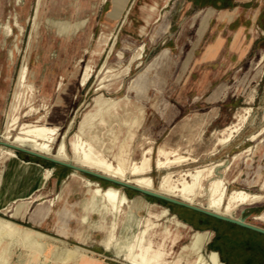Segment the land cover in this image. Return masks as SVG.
Listing matches in <instances>:
<instances>
[{
  "label": "rangeland",
  "instance_id": "rangeland-1",
  "mask_svg": "<svg viewBox=\"0 0 264 264\" xmlns=\"http://www.w3.org/2000/svg\"><path fill=\"white\" fill-rule=\"evenodd\" d=\"M251 3L243 17L252 16L260 7L264 10V0H253ZM208 7L216 8L209 0H128L117 18L113 16V0H0V140L3 141L1 134L6 113L13 100L21 66L26 62L30 69L29 79L34 83L35 97H25L19 124L34 122L48 127L58 126L55 149L65 134L69 145L86 113L95 111L96 100L104 95L116 101L120 99L117 111L122 119H139L133 126L135 136L131 141V160L140 161L143 152L152 148L153 169L147 174L153 177L156 185L168 172H173L174 179H178L189 171L222 163L216 167L213 176L224 175L230 183V190L261 192L264 182V132L255 139L252 136L264 128V11L254 26V32L263 37L259 43L261 50L242 63L233 77L224 80L226 93L216 102L212 100V93L218 86L213 85L201 92L195 85L199 78L196 64L203 46L209 40V29L216 27L218 22L219 27H226V21L218 13L213 15L210 25L208 22L205 25L207 19L204 15ZM49 18H54L56 23L48 22ZM82 19H86L85 24L78 33L73 34V29L75 31L77 27L73 24ZM6 27H9V33ZM102 34L109 38L105 45L98 47ZM11 50L13 58L9 55ZM138 52L142 57L133 59ZM88 64L93 71L87 83L83 84ZM104 64L107 68L102 72ZM108 68H112V75L105 80L106 86L99 88L104 85L101 81ZM31 105L38 107L39 113L26 117ZM140 108L144 110V116ZM246 109L248 118L240 132L229 143L216 144L221 130L236 121L239 113H246ZM95 125L106 142L110 143L106 134L110 126L99 124V120ZM19 127L13 131V135L19 132ZM128 128L123 126L121 129L114 121V129H121V140L127 136ZM242 141H245L244 148H250L247 152L249 155H243L232 170L225 171L229 164L225 146ZM160 146L178 149L188 160L159 169L156 161ZM23 148L29 149L28 146ZM244 148L237 149L234 155ZM15 151L20 160L37 161L44 168L52 167V182L56 181L58 190L45 200L37 201L34 197L29 201L21 199L10 205V210L0 211V216L45 233L41 253L50 261H56L54 264L60 263L57 260L66 249L73 251L74 258L78 260L87 255L96 261L95 264H128L124 255L118 256L115 249L106 250L104 242L114 215L109 213L104 217L101 212L84 208V202L91 198L92 190L79 175L99 183L103 188L109 185L121 188L130 199L140 204V207L133 209L139 219L148 216V202L153 204L151 208L156 212L167 207L169 216L160 222L171 225L174 235L177 234L176 225L168 220L171 215L175 214L187 223L188 227L181 230L176 246L168 241V260L177 258L182 247L190 243L195 230L210 231L205 252L216 250L222 257L224 252L216 245L213 227L191 223L192 215L194 220L197 219L194 212ZM254 155L256 157L248 161ZM107 156L116 163L112 153ZM9 161H0V174L6 172ZM241 173L243 175L236 180ZM186 177L191 179L190 176ZM208 185L205 181V186ZM200 200L206 203L207 195ZM28 205L35 211L34 216L30 219L17 217L18 212H24V207ZM88 212L89 221L83 220V215ZM262 212L264 200L241 207L236 215L264 227L263 221L255 219ZM124 220L125 217H121L117 230L121 237L124 236ZM136 224V221H132L129 235L133 231L138 232ZM224 226L252 243L264 242L263 234L242 227ZM11 256V264H23L22 261L28 264L31 254L26 253L24 242L19 240L12 246ZM229 264H236V261L231 258Z\"/></svg>",
  "mask_w": 264,
  "mask_h": 264
},
{
  "label": "bare ground",
  "instance_id": "bare-ground-1",
  "mask_svg": "<svg viewBox=\"0 0 264 264\" xmlns=\"http://www.w3.org/2000/svg\"><path fill=\"white\" fill-rule=\"evenodd\" d=\"M127 1L128 0H113L115 5L113 16L119 17L121 15ZM225 16L226 15L222 14L221 18ZM227 17H229V15H227ZM232 17L233 16L230 15L229 18ZM48 22L56 23L54 18H49ZM85 22L86 19H82L76 24H73L75 26L77 25L76 30L74 31L73 29V34L78 33ZM207 22L208 20L205 25ZM34 25L36 27L37 22H35ZM8 28L7 33L10 31ZM108 38L109 36L102 34L98 40V47L105 45ZM113 46L114 45H112L110 51H112ZM9 55L13 58L12 50L9 52ZM141 57V53L138 52L134 55L133 59ZM129 67L130 66H128L127 70H129ZM106 68L107 67L104 64L101 69L102 72ZM29 71V66L25 62L21 66L17 85L14 90L13 100L6 113L7 119L4 125V130L1 134L3 141H0L22 148L28 146L30 150L41 154L52 155L59 160L73 162L83 168L135 184L144 189L153 190L183 200L189 204L200 206L219 214L233 218L242 217L245 221H247L245 217L236 215L238 210L245 205H253L263 202L264 182L261 186V192H250L244 189L230 190V183L224 175L213 176L216 167L223 165L222 163L189 171L178 179H174L173 172H168L162 176L161 180L156 185L153 177L147 174L153 169L151 156L153 151L152 148L143 152L140 161L131 160L130 147L131 141L135 136L133 126L139 122V119L135 118L133 121H129L120 117L121 114L117 111V105L120 99L116 101L111 98H106L104 95H100L96 100L97 109L86 113L80 122L78 131L69 140V145L66 142L65 134L63 140L55 149L54 144L57 143V134L59 132L58 126L48 127L34 122H24L23 124H19L21 122L20 114L24 105L25 97L28 95H30L31 98L35 97L33 92L35 91L34 83L29 79ZM92 71V66L88 64L82 79L83 84L87 83ZM112 71V68H108L101 81L104 85L99 88H104L106 86L105 80L112 75ZM104 105L106 106L103 107ZM33 113H39V108L31 105L25 116H31ZM140 113L142 115L144 113L142 108H140ZM247 113L248 109H246V113H239L236 121L225 126L221 130V135L217 138L216 144L229 143L236 133L240 132L242 129V126L248 118ZM97 120H99V124L101 125L110 126L106 133L109 136L108 140L110 143H107L106 138L99 133L100 130L97 129V125H95ZM114 121H117L121 129L123 126H129L127 136L123 140L120 139L121 129L119 131L114 129ZM17 126H20L19 132L13 135V131ZM263 132L264 128L255 133L252 136V139L257 138V136ZM116 148L117 151L115 152ZM249 150L250 148L244 152ZM109 153H112L116 163L108 158L107 155H109ZM158 153L159 157L157 156L158 159L156 164L159 169L170 168L174 164L177 165L188 160L178 149H167L165 146H160ZM243 155V152L236 153L234 155L235 161L233 165H230L229 163L225 171L234 167ZM4 159L10 160L9 164L6 166V168H8V173L19 174V178L29 177L30 175L32 176V174H35L39 169L41 176L43 177L42 185L47 182L54 172L52 167L43 168L40 165L20 160L18 154L13 148L0 143V161ZM250 160H253L252 157L248 158V161ZM72 174L76 175L75 173ZM132 175H136V177H131ZM186 176H190L191 179H188ZM240 176L238 175L235 179L238 180ZM79 177L85 182L86 186L90 187L92 190V196L90 199H86L84 202V208H87V210L92 208L93 211L101 212L104 217H107L109 213L114 215V220L108 230L104 242L106 250L115 249L118 256L124 255L128 264H227L218 251L212 250L208 253L205 252V244L210 238V231L207 230H195L190 243L185 244L182 247L177 258L168 260L170 254V251L166 248L168 241H171L173 246H176L180 241L179 237L181 230L188 227L187 223L177 218L175 214L171 215L170 213L171 216L168 220L176 225L175 230L177 231V234L174 235L171 225L160 222L163 218L169 216V209L167 207H163L160 212H156L151 208L153 204L148 202L146 205L148 216L144 219H139L136 217V213H134L133 209L135 207H140V204L137 202L135 203V201L130 199L126 192L121 188L113 185L103 188L99 183L94 182L83 175H79ZM2 181L3 175L0 174V189ZM205 181L209 183L208 187L205 186ZM204 195H207L206 203H203L200 200ZM33 197L37 199L40 195L37 194ZM14 202L17 203L18 200H15ZM89 217L90 215L88 212L86 215H83V220L89 221ZM121 217H125V220L122 221L125 237H121L117 233ZM255 219L264 222V212L256 215ZM132 221L137 222L136 225L138 226V232L133 231V233L129 235ZM45 237L46 234L43 232H38L33 228L23 226L6 217L0 216V264H11L12 246L19 240L24 242L26 253L30 252L31 254L28 259V264H54L56 261H50L41 253V247L44 244ZM74 255L75 253L73 251L66 249L64 255L57 261H60L61 264L96 263V261L90 256L84 255L78 260L74 258ZM22 263L25 264L27 262L22 261Z\"/></svg>",
  "mask_w": 264,
  "mask_h": 264
},
{
  "label": "crops",
  "instance_id": "crops-1",
  "mask_svg": "<svg viewBox=\"0 0 264 264\" xmlns=\"http://www.w3.org/2000/svg\"><path fill=\"white\" fill-rule=\"evenodd\" d=\"M225 1L226 4L219 9L208 7L205 10L204 18L208 20V25L212 23L213 17L218 13L220 17L222 14L226 15L223 17L226 21V27H219L220 22H218L216 27H211L209 29V40L203 46L196 64L199 70V78L197 82H195V85L201 92L209 90L213 85L218 86L212 93V100L216 102L221 100L224 93H226L224 80H226V78L233 77L236 71L241 67L242 63H244L252 54L261 50L259 43L260 41H263V37L254 32V26L259 21L262 11H264L263 7H260V9L256 13L252 14V16L249 15L243 17V15L248 11L246 8L252 4L251 2L253 0ZM227 15H229V17L230 15L233 17L229 18ZM251 26L252 29L250 28ZM230 145L231 146H225L226 150L224 152L226 157H228L226 160H228L230 165H233L235 161L234 153L237 149L244 148L245 141ZM247 149L248 147L242 149L241 151L244 153V156L249 155L247 154L248 151L244 152ZM255 157L256 156L254 155L252 159ZM42 160L51 162L46 159ZM27 162L43 167V165L37 161ZM230 170H232V168ZM238 175L242 176L243 173ZM18 176L19 174H9L8 168H6V172L3 174V181L0 189V211L5 209L10 210L9 206L15 203V200H28L37 194L40 195V197L36 199L37 201L39 199L45 200L47 197L56 194L58 190L56 181L52 182L53 175L44 185H42L43 177L41 176L39 169L35 174H32V176H24L25 178H19ZM23 210L24 212L22 210L18 212L19 216L17 217L20 219L23 217V219H25V217L30 219L31 216H34L35 214L31 205L25 206Z\"/></svg>",
  "mask_w": 264,
  "mask_h": 264
},
{
  "label": "water",
  "instance_id": "water-1",
  "mask_svg": "<svg viewBox=\"0 0 264 264\" xmlns=\"http://www.w3.org/2000/svg\"><path fill=\"white\" fill-rule=\"evenodd\" d=\"M0 143L5 145V146L11 147L17 151H22V152L28 153V154L36 156L40 159L49 160L55 164L62 165V166L71 168L72 170L82 172L84 174L91 175V176L100 178L102 180H106V181L115 183L117 185H120V186L129 188V189L141 192L142 194L164 200V201L169 202L171 204H175V205L181 206V207H183L189 211H192L197 216L196 220H194L195 218L193 217V215L190 218L194 224L212 226L214 231L217 232L216 239H215L216 245L219 241L224 240V243H222L223 246L226 245L227 247L233 248L235 245V246L239 247L240 249L244 248L247 251H252L253 250L252 245L256 244V243H252L249 239H244L242 242H237V241H233L228 235H222V231L225 229L224 224H227L229 227H232V228L235 226L246 228L248 230H251V231H254V232H257V233L264 235V227L263 226H259L257 224L247 222L242 217L241 218H233L230 216L219 214V213L207 210L203 207L196 206L193 204H189L183 200L173 198V197L161 194V193L153 191V190L144 189V188H141L135 184L128 183V182H125L122 180H118L116 178H112L110 176L101 174L99 172H95L93 170L83 168L81 166L74 164L73 162L62 161V160H59L57 158L41 154L39 152L30 150V149H26V148H22L19 146H15V145L5 143L2 141H0ZM223 246H222V248H223ZM258 247H260V246H258ZM262 255L264 256V252L262 253ZM227 264H229V263H227Z\"/></svg>",
  "mask_w": 264,
  "mask_h": 264
},
{
  "label": "flooded vegetation",
  "instance_id": "flooded-vegetation-1",
  "mask_svg": "<svg viewBox=\"0 0 264 264\" xmlns=\"http://www.w3.org/2000/svg\"><path fill=\"white\" fill-rule=\"evenodd\" d=\"M235 232L233 230H227L224 229L222 231L223 235H228L231 239L237 241V242H242L244 239H248L246 237H243L242 235H237L234 236ZM217 235V232H215V237ZM254 245V246H253ZM252 245V251H247L244 248L242 249H234L227 247L226 245L221 247L220 250L221 252L227 253V255L234 259L236 261V264H264V256L262 253L264 252V242L262 243H256ZM260 247H258V246Z\"/></svg>",
  "mask_w": 264,
  "mask_h": 264
},
{
  "label": "trees",
  "instance_id": "trees-1",
  "mask_svg": "<svg viewBox=\"0 0 264 264\" xmlns=\"http://www.w3.org/2000/svg\"><path fill=\"white\" fill-rule=\"evenodd\" d=\"M209 2H210V4H212L213 6H215L216 8H221L222 6H224L225 4H226V1L225 0H209ZM218 2H221V4L219 5L218 4ZM40 159V158H39ZM109 182V181H108ZM112 183V182H111ZM112 184H115V183H112ZM115 185H117V184H115ZM117 186H120V185H117ZM151 197V196H150ZM152 198H154V199H157V200H159V201H163V202H165V203H169V202H166V201H164V200H161V199H158V198H155V197H152ZM169 204H171V203H169ZM175 205V204H174ZM191 223H193V222H191ZM194 224V223H193ZM223 235V234H222ZM215 239H216V237H215ZM233 240V239H232ZM233 241H235V240H233ZM222 243H224V240H221V241H219L218 243H217V247L218 248H221L222 247ZM234 249H240L239 247H237V246H235L234 245V247H233ZM222 258L224 259V260H226L228 263H231V258L226 254V253H222Z\"/></svg>",
  "mask_w": 264,
  "mask_h": 264
}]
</instances>
